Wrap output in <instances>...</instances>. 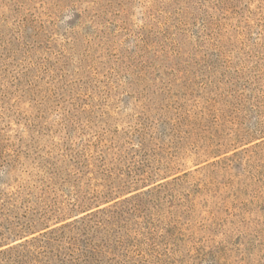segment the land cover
<instances>
[{"label":"rangeland","instance_id":"1","mask_svg":"<svg viewBox=\"0 0 264 264\" xmlns=\"http://www.w3.org/2000/svg\"><path fill=\"white\" fill-rule=\"evenodd\" d=\"M211 1L0 0V252L138 195L123 264H264V3Z\"/></svg>","mask_w":264,"mask_h":264},{"label":"trees","instance_id":"2","mask_svg":"<svg viewBox=\"0 0 264 264\" xmlns=\"http://www.w3.org/2000/svg\"><path fill=\"white\" fill-rule=\"evenodd\" d=\"M236 2L238 1L213 0L209 2V4L212 5L211 10L213 14L217 16L214 22L218 21V17L221 18L234 14ZM262 3H264V0H262ZM214 22L209 20L202 28L203 32H208L209 37H214L216 35V23ZM201 44L204 48H207L206 45L209 43L206 44V42L203 41ZM137 60L140 61L142 65L146 64V57L144 55L139 54ZM220 60L221 58L217 59V61ZM217 61L213 62V64L216 65ZM230 64L231 63L226 62L224 67H230ZM214 65L212 67H215ZM242 153L245 155H261L264 153V140L248 149H244ZM233 159L235 158H228L225 160L224 163H227L228 168L236 166ZM152 193L153 192L148 193L147 195L150 196ZM148 202V200L143 199V196L135 195L113 206L98 209L90 213H88L89 210L80 209V207L76 206L72 207L71 212L86 214L68 222L69 224L54 229L49 233H45L40 238L26 240L14 247H10L5 252H0V263L123 264L120 260V257L123 256L122 252H124L126 248L133 246V244L132 241L127 239V235L124 234V227H119L118 224L129 222L137 223L135 222L136 218H144V216H142V208L145 207V204ZM74 213H70L68 216ZM76 217H78V215L72 218ZM130 218L133 220L131 221ZM50 220L51 219L47 218L46 222H50ZM112 232L116 233L114 239H112ZM148 237L149 241L154 240L151 235ZM126 254L128 255L124 257L129 256L130 251L126 252Z\"/></svg>","mask_w":264,"mask_h":264}]
</instances>
